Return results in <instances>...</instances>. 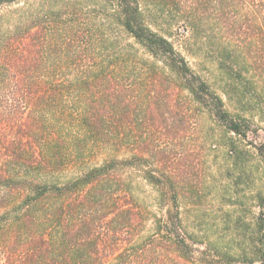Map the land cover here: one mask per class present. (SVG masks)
<instances>
[{
	"label": "rangeland",
	"instance_id": "374dc122",
	"mask_svg": "<svg viewBox=\"0 0 264 264\" xmlns=\"http://www.w3.org/2000/svg\"><path fill=\"white\" fill-rule=\"evenodd\" d=\"M138 2L143 24L247 125L246 136L227 131L163 59L122 29L115 2L4 1L0 81L24 75L27 92L42 99L25 103L0 86V164L11 156L33 181L58 186L109 159L124 164L96 189L36 202L20 186L0 187V264H28L30 238L56 234L75 249L70 236L86 216L94 220L92 248L109 255L89 264H260L264 0ZM16 62L26 65L11 69ZM82 108L92 135L78 127ZM48 145L58 152L51 169L42 158ZM180 240L190 251L178 248Z\"/></svg>",
	"mask_w": 264,
	"mask_h": 264
},
{
	"label": "trees",
	"instance_id": "16d2710c",
	"mask_svg": "<svg viewBox=\"0 0 264 264\" xmlns=\"http://www.w3.org/2000/svg\"><path fill=\"white\" fill-rule=\"evenodd\" d=\"M4 1L6 3H13L15 0H0V5ZM110 1L116 3L118 10L117 19L122 29L131 35L149 55L163 59V62L166 64V66L182 78L183 86L189 92L193 100L205 107L215 117V119L223 127H225L227 131L234 135L245 137L247 125L241 123L238 119L232 117L227 112L222 99L213 91H211L209 86L204 81H202L189 70L184 60L176 53L175 49L167 39L154 33L143 24L141 8L138 0ZM2 45L10 50L8 42H5V44ZM24 65H26V62H16V64L11 67V69H20L22 66L25 67ZM28 83L29 81H27V77L24 75H18L12 77V79L6 76L4 79L1 75L0 86H12V94L14 97L21 99L25 103L28 101L31 104H34L38 99H42V96L33 95L30 94V92H27V88H30V85L32 84L31 82L29 84ZM86 112L87 110L82 108L80 113L81 115L77 120L80 122L78 127L79 129H82L84 134L92 135L91 133L94 128L90 124H84L87 119H90L89 116H86ZM66 116L71 119V116L68 113H66ZM102 142L103 141L99 140L95 142V144L99 145ZM40 147L44 149V146L41 145ZM46 150H49L45 152L49 153V155L42 157L45 158L43 162L46 163L47 168L51 169L59 161L57 158L58 152H56L54 148L49 145ZM16 151L27 152V150L20 147ZM34 151L35 150L32 144L29 145L27 152L30 154L28 155L29 161L32 159ZM257 151L264 166V146L258 147ZM12 159L13 157L11 156L5 157V160L0 164V187L11 190L15 188L19 189L20 186V189H24L25 191L27 190V192L30 193L32 197L31 200L33 199L35 202L49 195L59 197L64 193L74 191L75 189H96L102 184L101 182L103 178L108 176L110 169L116 167L117 164H124V161H118L114 158L109 159L108 162H105L103 165L89 169L74 182L67 183L63 186H58L55 183L49 184L46 182L39 183L33 181L31 179V175L25 170V167L18 164L17 162L12 164ZM14 159L18 161V158ZM24 162H26V160ZM85 201H88V199L85 198ZM257 205L260 211L256 217V226L260 231L263 232L264 245V193L259 196ZM126 212L129 213V210H126ZM52 213L53 216H51V219H53L55 224L54 219H57L58 215L57 206L54 207ZM174 219H177V216H175ZM170 221L173 226H175L176 223L174 222L173 217H171ZM93 225L94 220L88 216L82 218L78 222L75 228V233L70 236L75 249H71L69 246L64 247V245L67 244L66 239L62 238L61 240V238L56 234L54 237H51L54 238V240H50V236L44 240L41 238H30L28 240L29 245L27 249V255H30L28 256L27 260L28 264H89V262L93 263L92 261H95L96 259L101 260L108 257V254H100L92 248V246L95 245V243L90 240V232L94 228ZM43 246H45V248H43ZM177 246L184 252L190 251L189 247L184 243L183 240L178 241ZM58 249L64 250V252L61 254V257H59L58 254H55L56 250ZM259 259V263L264 264V254H262Z\"/></svg>",
	"mask_w": 264,
	"mask_h": 264
}]
</instances>
